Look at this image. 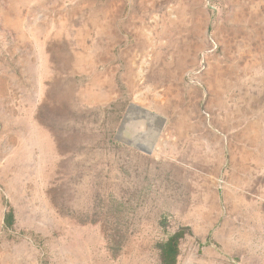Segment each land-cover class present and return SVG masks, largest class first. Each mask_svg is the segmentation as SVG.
Wrapping results in <instances>:
<instances>
[{"label": "rangeland", "instance_id": "rangeland-1", "mask_svg": "<svg viewBox=\"0 0 264 264\" xmlns=\"http://www.w3.org/2000/svg\"><path fill=\"white\" fill-rule=\"evenodd\" d=\"M181 228L178 264H264V0H0V264Z\"/></svg>", "mask_w": 264, "mask_h": 264}, {"label": "trees", "instance_id": "trees-1", "mask_svg": "<svg viewBox=\"0 0 264 264\" xmlns=\"http://www.w3.org/2000/svg\"><path fill=\"white\" fill-rule=\"evenodd\" d=\"M5 223L8 227H11L14 223V212L12 208H10L5 215ZM187 232V228H181L169 233L163 240L157 243L160 259L159 264H178L181 240Z\"/></svg>", "mask_w": 264, "mask_h": 264}, {"label": "water", "instance_id": "water-1", "mask_svg": "<svg viewBox=\"0 0 264 264\" xmlns=\"http://www.w3.org/2000/svg\"><path fill=\"white\" fill-rule=\"evenodd\" d=\"M140 110H141L142 112L146 113L147 115H152V117H158L156 114H154V113H152V112H149V111H147V110H145V109H140ZM142 116H143V114H142ZM129 118H130V116H129V114H128V115L125 117V119H124V122H123V124H122V126H121L120 132H122V131L126 128L127 124L129 123ZM140 149L143 150V151H145V152H150L149 149H145V148H142V147H140Z\"/></svg>", "mask_w": 264, "mask_h": 264}]
</instances>
